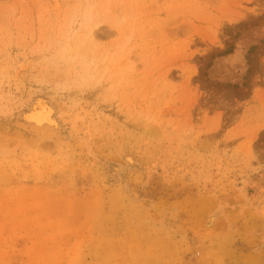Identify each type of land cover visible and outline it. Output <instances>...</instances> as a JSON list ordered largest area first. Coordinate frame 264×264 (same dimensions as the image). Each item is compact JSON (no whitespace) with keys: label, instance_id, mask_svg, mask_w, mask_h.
<instances>
[{"label":"rangeland","instance_id":"374dc122","mask_svg":"<svg viewBox=\"0 0 264 264\" xmlns=\"http://www.w3.org/2000/svg\"><path fill=\"white\" fill-rule=\"evenodd\" d=\"M0 264H264V0H0Z\"/></svg>","mask_w":264,"mask_h":264},{"label":"bare ground","instance_id":"6f19581e","mask_svg":"<svg viewBox=\"0 0 264 264\" xmlns=\"http://www.w3.org/2000/svg\"><path fill=\"white\" fill-rule=\"evenodd\" d=\"M95 33V32H94ZM93 33V31L91 30V29H88L86 32H85V34H84V37L85 38H82V41H86V39H94L93 37H94V34ZM82 36V35H81ZM93 41V40H92ZM92 41H91V43H92ZM90 42V41H89ZM88 43V42H87ZM93 43H94V41H93ZM29 114V113H28ZM47 114H45V113H43V112H39V111H37V112H31V114L28 116V117H31L32 119H34L35 121H37L36 123L38 124V123H40L39 125H41V123H43V121L45 120V116H46ZM28 119V118H27Z\"/></svg>","mask_w":264,"mask_h":264}]
</instances>
